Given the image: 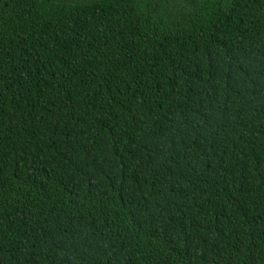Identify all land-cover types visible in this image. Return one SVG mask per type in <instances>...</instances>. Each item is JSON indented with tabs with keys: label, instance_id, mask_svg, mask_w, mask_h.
Segmentation results:
<instances>
[{
	"label": "trees",
	"instance_id": "obj_1",
	"mask_svg": "<svg viewBox=\"0 0 264 264\" xmlns=\"http://www.w3.org/2000/svg\"><path fill=\"white\" fill-rule=\"evenodd\" d=\"M0 264H264V0H0Z\"/></svg>",
	"mask_w": 264,
	"mask_h": 264
}]
</instances>
